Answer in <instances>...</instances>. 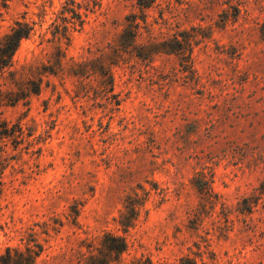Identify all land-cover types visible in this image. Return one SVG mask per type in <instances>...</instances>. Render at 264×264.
Segmentation results:
<instances>
[{
  "label": "rangeland",
  "instance_id": "374dc122",
  "mask_svg": "<svg viewBox=\"0 0 264 264\" xmlns=\"http://www.w3.org/2000/svg\"><path fill=\"white\" fill-rule=\"evenodd\" d=\"M152 1L0 0V40L18 20L34 26L16 75L0 78L4 93L27 94L43 78L38 95L1 110L14 134L0 132V254L41 248L37 264H264V0ZM131 14L147 27L140 21L120 60ZM145 52L155 55L140 59ZM44 66L56 75H40ZM146 193L125 233L127 199ZM109 234L128 244L119 259L105 248Z\"/></svg>",
  "mask_w": 264,
  "mask_h": 264
},
{
  "label": "trees",
  "instance_id": "16d2710c",
  "mask_svg": "<svg viewBox=\"0 0 264 264\" xmlns=\"http://www.w3.org/2000/svg\"><path fill=\"white\" fill-rule=\"evenodd\" d=\"M153 0L152 2H154ZM151 2V3H152ZM141 8L148 9L151 7V4L142 3ZM67 11L72 13L73 18L79 21L80 25L83 24L82 15L77 12L74 8H68ZM64 21H67L65 18ZM147 27V18H143L139 20L137 15L131 14L126 17L125 22L126 26L123 30V33L120 36L119 46L121 49L117 50V55L120 60H123V54L128 52L131 48H135L137 40L140 37L141 30V22ZM64 32L62 37L64 39H69L67 36V26L63 28ZM34 31V26L26 21L18 20L15 22L14 26L11 28L10 32L7 33L0 40V78L4 76L6 72L10 74L11 77L15 76L16 73L12 70L15 64L14 58L16 56L17 51L19 50L21 43L24 40H27L32 32ZM178 44V47H182L183 44L175 40ZM164 43H160L158 45H164ZM157 44H154L156 46ZM183 48L180 49V51ZM148 55V56H147ZM149 55H155V52H145L144 54H138L140 59H149ZM65 59V54L61 50H57L55 53L54 63L58 66L62 67V63ZM40 75H56V72L52 66H44L42 69V73ZM100 77L102 79V83L106 85H113V76L111 69L105 66H102ZM12 83L15 84V80L12 79ZM39 84L36 81L31 82V89L27 94L24 91L20 92H9L4 93L2 86L0 84V119H1V110L5 106H17L22 102H26L30 95H38L41 92L43 78L42 76L38 79ZM0 132L5 137H11L14 132L10 130L5 123L0 120ZM203 186L199 190L201 193L205 194L206 197L212 198L213 190L208 181H203ZM147 201V193L142 197L136 198H128L126 204V211L120 215L119 224L122 230L127 233L132 229L139 217L141 208L145 205ZM38 248H40L38 246ZM105 248L108 252L113 253L117 256V259L120 258L122 254H124L128 250V244L125 238L120 236H112L107 235L105 238ZM42 250L40 248L39 251H29L28 253H23L22 251L7 248L5 254H0V264H37V258L41 255ZM134 264H152L150 260H138ZM174 264H197V262L189 257H185L180 259L177 263Z\"/></svg>",
  "mask_w": 264,
  "mask_h": 264
}]
</instances>
